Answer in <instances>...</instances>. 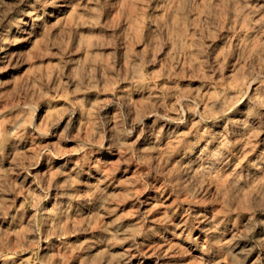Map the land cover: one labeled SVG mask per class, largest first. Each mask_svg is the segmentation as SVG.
<instances>
[{"label":"rangeland","instance_id":"rangeland-1","mask_svg":"<svg viewBox=\"0 0 264 264\" xmlns=\"http://www.w3.org/2000/svg\"><path fill=\"white\" fill-rule=\"evenodd\" d=\"M0 264H264V0H0Z\"/></svg>","mask_w":264,"mask_h":264},{"label":"bare ground","instance_id":"bare-ground-1","mask_svg":"<svg viewBox=\"0 0 264 264\" xmlns=\"http://www.w3.org/2000/svg\"><path fill=\"white\" fill-rule=\"evenodd\" d=\"M37 18H38V16H37V17L35 16V17L32 18V19H33V20H37ZM6 50H7V49H5V51H6ZM4 57H5V56H4Z\"/></svg>","mask_w":264,"mask_h":264}]
</instances>
